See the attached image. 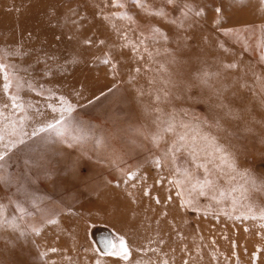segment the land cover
I'll return each mask as SVG.
<instances>
[{
  "label": "rangeland",
  "instance_id": "374dc122",
  "mask_svg": "<svg viewBox=\"0 0 264 264\" xmlns=\"http://www.w3.org/2000/svg\"><path fill=\"white\" fill-rule=\"evenodd\" d=\"M0 61V264H264V0H0Z\"/></svg>",
  "mask_w": 264,
  "mask_h": 264
},
{
  "label": "snow or ice",
  "instance_id": "6c2138e0",
  "mask_svg": "<svg viewBox=\"0 0 264 264\" xmlns=\"http://www.w3.org/2000/svg\"><path fill=\"white\" fill-rule=\"evenodd\" d=\"M118 2V0H113V4L115 5L116 3ZM220 9H217V12H219ZM90 43V42H89ZM101 43H103V41H101ZM13 54H17V53H13ZM105 63H107L108 61H104ZM8 69V66L5 65L2 61H0V76H3V79L5 80V90L7 91L10 87H11V83H12V74L8 73L7 71ZM5 107H7V105H5ZM11 107L13 109V111H16L18 109H21L23 107V105H20L16 102V99L15 98H12V104H11ZM69 109H66V111H69ZM53 111H55V109H53ZM0 119H3V116L2 114H0ZM62 119V118H61ZM60 123V120L57 119L55 121V123H49L47 125L48 128H55V126L57 124ZM45 129L44 128H40V129H36L33 131L32 135L33 136H36L38 134V132H42L44 131ZM3 129H0V133H2ZM164 131H172V126L171 124H168L167 127L164 129ZM0 140H3V135H0ZM16 143H22V141H18ZM15 146V143L13 144V147ZM11 151V148L9 147L8 144H4V149L3 151H0V168L3 167V161L6 159V156L7 154ZM175 151H180L179 148H177ZM199 167H203V165H198ZM178 171H180L179 169H177ZM184 175L186 178L188 179H191V176L189 175V173L187 172V170H184ZM213 184V181L210 180V179H205L203 182H197V184H194L193 185V188L195 189L197 186H199L200 188V195H205V192H204V189L205 188H210ZM6 223V221H5ZM119 246H120V249L122 251L118 252L116 251V246L115 244L112 242V241H105L104 242V247L106 249L108 248H111L112 251L110 254H113V255H123V258L127 259V254H128V248L126 246V243L124 241V238L123 237H120L119 238Z\"/></svg>",
  "mask_w": 264,
  "mask_h": 264
}]
</instances>
